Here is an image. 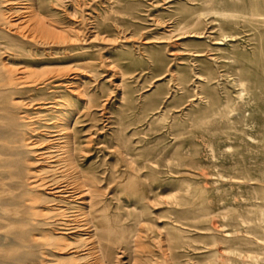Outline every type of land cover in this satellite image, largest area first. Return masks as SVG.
Here are the masks:
<instances>
[{
  "label": "rangeland",
  "instance_id": "rangeland-1",
  "mask_svg": "<svg viewBox=\"0 0 264 264\" xmlns=\"http://www.w3.org/2000/svg\"><path fill=\"white\" fill-rule=\"evenodd\" d=\"M81 2L72 19L67 2L48 12L70 22V44L50 43L37 69H70L65 97L75 109L77 92L90 101L70 127L74 164L92 179L82 195L98 201L88 212L101 208L127 235L101 241L104 264H264V223L254 214L264 217V89L246 85L236 99L235 71L198 54L221 34L208 21L194 27L211 32L204 38L177 36L180 8L194 10L185 0ZM254 43L219 46L258 74L264 38L259 52ZM9 248L22 250L0 244Z\"/></svg>",
  "mask_w": 264,
  "mask_h": 264
},
{
  "label": "bare ground",
  "instance_id": "bare-ground-1",
  "mask_svg": "<svg viewBox=\"0 0 264 264\" xmlns=\"http://www.w3.org/2000/svg\"><path fill=\"white\" fill-rule=\"evenodd\" d=\"M63 2L71 7L65 13L70 19L77 7L82 12L86 5L81 0H55L47 6L40 0H0V244L22 247L0 249V264L19 260L22 264H104L101 241L127 237L124 230L112 228L101 208L88 212L86 208L98 201L92 205L82 195L92 179L81 175L74 164L76 137L70 127L76 112L83 114L90 101L84 103V94L77 92L83 104L75 109L65 97L70 93V69H37L45 64L42 51L50 43L69 48L70 22L46 18L53 9L65 8ZM185 3L194 10L180 8L184 15L179 23L184 30L177 36L204 38L211 32L194 27L208 21L221 34L211 38L215 49L205 48L198 54L209 55L216 68L226 66L223 73L235 71L230 82L239 88L236 99L246 85L255 92L263 90V66L258 74L244 71L239 60L221 54L224 49L219 45L245 48L253 40L259 52L264 38V0ZM48 26L62 29L64 34L55 35ZM169 55L174 56V52ZM63 56L70 57L68 53ZM260 97L255 93L253 99ZM254 214L258 224L264 223L259 209ZM260 230L264 231V225Z\"/></svg>",
  "mask_w": 264,
  "mask_h": 264
}]
</instances>
